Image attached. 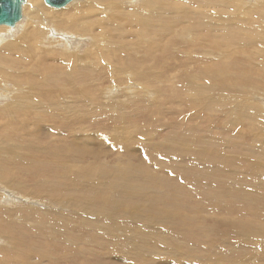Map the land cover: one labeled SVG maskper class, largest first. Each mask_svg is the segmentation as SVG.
<instances>
[{"label": "rangeland", "instance_id": "1", "mask_svg": "<svg viewBox=\"0 0 264 264\" xmlns=\"http://www.w3.org/2000/svg\"><path fill=\"white\" fill-rule=\"evenodd\" d=\"M214 4L147 0L145 19L154 26L130 39L117 28V43L106 47L119 53L100 61L98 73L91 65L65 70L73 55L45 45L38 46L52 50L45 62L33 52L37 66L15 69L16 81L7 73L0 264H264V64L228 56L245 50L236 32L213 38L200 31L206 11L224 13ZM36 7L69 5L53 10L39 0ZM24 25L23 18L16 38L31 31ZM7 29L0 28L1 40ZM110 64L118 65L109 71Z\"/></svg>", "mask_w": 264, "mask_h": 264}, {"label": "bare ground", "instance_id": "2", "mask_svg": "<svg viewBox=\"0 0 264 264\" xmlns=\"http://www.w3.org/2000/svg\"><path fill=\"white\" fill-rule=\"evenodd\" d=\"M39 0H25L24 4L22 5V18L21 20L23 21V18L25 19V25L23 28H28L31 29V31H26V32H21L22 35L20 37L19 35H15V32L17 30L16 26L17 24L21 21L19 20L13 27L9 26H4L0 25L1 27H7L9 34L5 35V37L9 38V41L5 40V37L1 40L0 39V98L5 97L3 92L8 87L9 80L6 81L7 79V73H8V79L12 78L13 80L17 77L15 74V69H25L24 67L27 65V63L30 64L31 61L34 62V53L37 55H40L42 57L41 59L46 60V58L43 57H48L51 53L52 50L48 49V52H42L40 51L39 47H43L42 45H45L44 48H52V47H60L61 53H66V54H72L73 56L70 55V58L65 62V64H70L69 68H66V66L61 65L60 63L58 65H61L65 70L71 69H77L81 65H91L90 70L94 73H98L100 71V65L99 62L103 60H109L108 62L110 63L111 61L114 60L115 55V48H107L106 45H111L117 43V36L115 34L117 28H122L125 33L128 35V39L133 37L135 34L140 33L141 35L145 34L150 28L154 26V20L152 17H149V20L145 19V16L148 13V9L145 5L147 0H72L69 4L66 5V7L69 5L68 8H64V10L61 11H50L49 9H45L42 11L38 7H36V3ZM43 1V0H42ZM154 1V0H152ZM157 1V0H156ZM176 1V0H172ZM215 2L214 6L212 8L214 9L215 7L221 8V10L224 13H221L219 15H215L212 10L206 11V16L208 17V21L206 23V26L202 24L201 30L204 32L205 35H213L219 38L225 37L228 32L233 31L238 34V43H240V46H243L245 48L244 51H237L233 53H228V56H233L236 57L235 61H237V58H241L242 61H250V60H257L260 61L262 64H264V0H252V4L249 7H243L241 6V0H211L210 1H199V0H186L188 4H192L193 2L197 5L199 2L203 3V5L208 7V4ZM139 2L141 4H139ZM44 3V1H43ZM45 4V3H44ZM46 5V4H45ZM159 5V4H158ZM249 5V4H248ZM47 6V5H46ZM49 7V6H48ZM51 8V7H50ZM63 8V7H62ZM57 9V8H53ZM60 9V8H59ZM195 14L198 15V13L195 11ZM136 16H139L140 19H135ZM197 16L198 18L202 17ZM216 20V21H214ZM154 28V31L156 28L161 27L157 26ZM15 28V29H13ZM162 30V28H161ZM19 31V30H18ZM156 32V31H155ZM24 40L25 44L28 43L29 41L31 42L32 49L30 46L25 47L24 43L22 44ZM220 40V39H219ZM142 41V39H141ZM140 41V42H141ZM89 42V47L88 48H81V43H86ZM126 43V42H125ZM210 43V42H209ZM237 43V44H238ZM134 42L129 41V46H133ZM137 44V43H136ZM112 45V46H113ZM116 46H120L123 50H127L130 52V47L125 48L124 44H116ZM127 46V43L125 44ZM212 47V46H211ZM70 48H72V51H70ZM31 49V50H30ZM118 49V48H117ZM116 49V50H117ZM206 49V48H205ZM50 50V51H49ZM119 50V49H118ZM117 50V51H118ZM140 52L142 53V56L145 57L147 55V48L144 49H139ZM207 50V49H206ZM210 50V49H209ZM56 51V50H55ZM116 51V52H117ZM132 51V49H131ZM216 51V50H215ZM220 51L221 48H220ZM34 52V53H33ZM89 52L88 55L84 58L83 55L80 56L79 53H86ZM205 52V51H204ZM218 52V51H217ZM9 54L11 56H14V60L16 61L15 63L12 62L11 64L8 62V60H5L3 54ZM33 53V54H32ZM127 53V52H126ZM121 54V52H120ZM139 54V53H138ZM123 55V54H122ZM36 56V55H35ZM56 56V55H55ZM58 56V55H57ZM67 56V55H66ZM66 56L65 59H66ZM207 56V55H206ZM69 57V56H68ZM80 57H82L80 59ZM120 57V56H119ZM208 57V56H207ZM219 57V56H218ZM39 58V57H38ZM116 58V57H115ZM223 58V57H222ZM227 58V57H226ZM225 57L224 59L227 60ZM36 59V58H35ZM122 59V58H121ZM127 59V58H126ZM215 59V58H214ZM221 59V58H220ZM38 60V59H37ZM36 60V61H37ZM49 60V59H48ZM120 60V59H119ZM219 60V59H217ZM234 60V59H233ZM231 59V61L233 62ZM24 61V62H23ZM40 61V60H39ZM105 61V62H106ZM124 61V60H123ZM209 61V59H208ZM27 62V63H26ZM43 62V63H44ZM131 62V61H130ZM239 62V61H238ZM36 62H34L32 65L35 66ZM42 63V62H39ZM103 63V62H102ZM112 63V62H111ZM132 63V62H131ZM251 63V62H250ZM38 64V62H37ZM230 64H232L230 62ZM47 66V64H45ZM54 65V64H53ZM52 65V66H53ZM110 68L108 67L109 71L114 70L115 66L117 65H112L110 64ZM127 65V64H126ZM226 65V64H225ZM229 65V64H228ZM37 66V65H36ZM40 66V65H39ZM42 66V64H41ZM44 66V65H43ZM45 66V67H46ZM50 66V67H52ZM114 66V68L112 67ZM129 66V65H128ZM227 66V65H226ZM235 66V65H234ZM68 67V66H67ZM85 67V66H84ZM103 67V66H102ZM107 67V66H106ZM130 67V66H129ZM254 67V66H253ZM252 67V68H253ZM257 67V66H256ZM261 67H263L261 65ZM35 68V67H34ZM33 68V69H34ZM38 68V67H37ZM62 68V69H63ZM119 68V67H118ZM126 68V67H124ZM255 68V67H254ZM260 68V67H259ZM40 69V68H39ZM44 69V68H43ZM50 69V68H49ZM107 69V68H106ZM133 69V68H132ZM148 69V68H145ZM234 69V68H233ZM248 69V68H247ZM262 69V68H261ZM42 70V68H41ZM47 70V69H46ZM54 70V68H53ZM52 70V71H53ZM81 69H78L80 71ZM103 70V69H102ZM121 70V68H120ZM124 70V69H123ZM246 70V69H244ZM17 71V70H16ZM19 71V70H18ZM17 71V72H18ZM26 71V70H25ZM33 71V70H32ZM55 71V70H54ZM61 71V70H57ZM55 71V72H57ZM69 71V70H68ZM108 71V73H109ZM118 72V70H115V72ZM126 71V70H125ZM129 71V69H127ZM126 71V72H127ZM149 70H146V73ZM252 71H255L254 69ZM250 70V72H252ZM260 71V69H259ZM262 71V70H261ZM29 72V71H28ZM38 71L35 72V74ZM46 72V71H45ZM44 72V76H46L47 73ZM51 72V71H50ZM63 72V71H61ZM59 72V73H61ZM65 72V71H64ZM77 72V70H76ZM103 72V71H102ZM122 72V70H121ZM133 72V71H131ZM141 71H139L140 74ZM144 72V71H143ZM236 72V71H235ZM240 72V71H239ZM245 72V71H244ZM19 74L22 73L18 72ZM75 73V72H73ZM82 73V72H81ZM88 73V71H87ZM101 73V72H100ZM123 73H125L123 71ZM38 76L39 73H37ZM78 74V72H77ZM121 74V73H120ZM145 74V73H144ZM142 74V75H144ZM262 74V73H261ZM22 75V74H21ZM24 75V74H23ZM28 75V74H27ZM30 75V74H29ZM42 75V74H41ZM49 75V74H47ZM98 78H99V74ZM112 75V73H111ZM115 75V74H114ZM119 75V73H118ZM133 75V74H132ZM141 75V74H140ZM247 75V74H246ZM257 75V74H256ZM263 75V74H262ZM261 75V76H262ZM16 76V77H15ZM20 76V75H19ZM59 77V75H57ZM62 76V75H61ZM60 76V77H61ZM71 75H68V78ZM136 76V74H135ZM138 76V75H137ZM194 76V75H193ZM260 76V77H261ZM24 77V76H22ZM31 77V76H30ZM29 77V78H30ZM35 77V75L33 76ZM64 77V76H63ZM115 77V76H114ZM128 77V76H126ZM144 77V76H143ZM141 77V78H143ZM245 77V76H244ZM259 77V79H260ZM6 78V79H5ZM32 78V77H31ZM30 78V79H31ZM39 78V77H38ZM51 78V77H50ZM54 78V77H52ZM125 78V77H124ZM257 78V77H256ZM25 79V78H23ZM28 79V77L26 78ZM35 79V78H34ZM43 79V78H42ZM55 81L56 78H54ZM92 79V78H91ZM127 79V78H126ZM243 79V78H242ZM262 79V78H261ZM29 80V79H28ZM27 80V81H28ZM39 80V79H38ZM49 80V78H48ZM129 80V79H128ZM248 80V79H247ZM16 81V79H15ZM26 81V80H25ZM24 81V82H25ZM30 81V80H29ZM35 81V80H34ZM50 81V80H49ZM63 81V80H62ZM69 81V79H68ZM71 81V80H70ZM94 81V80H93ZM127 81V80H126ZM243 81V80H242ZM262 81V80H261ZM22 82V81H21ZM30 82H33L30 81ZM40 83H44L43 81H39ZM46 82V79H45ZM52 82V81H51ZM50 82V83H51ZM54 82V81H53ZM131 82V81H130ZM133 82V81H132ZM252 82V81H251ZM258 82V81H256ZM16 83V82H15ZM14 83V84H15ZM18 83V82H17ZM38 83V82H37ZM36 83V84H37ZM56 83V82H55ZM62 83V82H61ZM66 83V82H65ZM143 83V82H142ZM245 83V82H244ZM242 83V84H244ZM45 84V83H44ZM60 84V83H57ZM70 84V82H69ZM68 84V85H69ZM76 84V83H75ZM88 84V83H87ZM129 84V83H128ZM259 84V83H258ZM11 85V84H9ZM34 85V83H33ZM65 85V84H64ZM71 86L73 85L72 82L70 84ZM92 85V84H91ZM134 85V84H133ZM257 85V83H256ZM260 85V84H259ZM17 86V85H16ZM36 86V85H34ZM40 86V85H37ZM63 86V85H62ZM61 86V87H62ZM67 86V85H66ZM75 86V85H73ZM72 86V87H73ZM127 86V85H126ZM247 86V85H245ZM45 87V86H44ZM50 87V86H49ZM58 87V86H57ZM56 87V88H57ZM60 87V88H61ZM71 87V88H72ZM78 87V86H77ZM85 87V86H84ZM198 87V86H197ZM201 87V86H200ZM38 88V87H37ZM43 88V86H42ZM52 88V89H56ZM59 88V87H58ZM57 88V90H58ZM63 88V87H62ZM79 88V87H78ZM144 88V87H143ZM247 88V87H246ZM259 88V87H258ZM28 89V88H27ZM35 89V88H33ZM39 89V88H38ZM65 89V88H64ZM67 89V88H66ZM127 89V88H126ZM41 90V87H40ZM48 90V89H47ZM61 90V89H60ZM105 90V89H104ZM200 90V88H199ZM46 91V90H45ZM73 91V90H72ZM52 92V91H50ZM54 92V91H53ZM58 94V91H56ZM71 92V90H70ZM47 93V92H46ZM60 93V92H59ZM146 93V92H145ZM40 94V93H38ZM37 94V95H38ZM48 94V93H47ZM55 94V93H53ZM55 94V95H57ZM65 94V93H64ZM73 94V93H72ZM76 94V93H75ZM130 94V93H129ZM144 94V93H143ZM246 94V93H245ZM22 95V94H21ZM32 95V94H31ZM43 95H45L43 93ZM50 95V94H49ZM52 95V93H51ZM70 95V93H69ZM247 95V94H246ZM48 96V95H47ZM58 96V95H57ZM62 95H59V97ZM79 96V95H78ZM237 96V95H236ZM239 96V95H238ZM8 97V96H7ZM33 97V96H31ZM52 97V96H51ZM58 97V98H59ZM71 97V96H70ZM69 97V98H70ZM34 98V97H33ZM46 98V97H45ZM48 98V97H47ZM57 98V97H56ZM66 98V97H65ZM253 98V97H252ZM25 99V98H24ZM62 99V98H60ZM64 99V98H63ZM250 99V98H249ZM257 99V98H255ZM30 100V98H29ZM32 102V107L27 105V108L30 107L34 110V99ZM236 100V99H235ZM240 100V99H239ZM238 100V101H239ZM248 100V98H247ZM15 101V100H14ZM13 101V102H14ZM213 101V100H212ZM211 101V102H212ZM237 101V102H238ZM12 102V103H13ZM30 102V101H29ZM37 102V101H36ZM11 103V102H10ZM262 103V102H261ZM9 104V103H8ZM14 104V103H13ZM11 104V105H13ZM31 104V102H30ZM234 104V103H233ZM238 104V103H237ZM245 104V103H244ZM6 105V104H5ZM15 105V104H14ZM25 105V104H24ZM25 105V106H26ZM46 105V104H45ZM252 105V104H251ZM7 106V105H6ZM10 106V105H9ZM200 106V105H199ZM240 106V105H238ZM253 106V105H252ZM12 107V106H11ZM14 107V106H13ZM19 107V106H18ZM23 107V106H22ZM39 107V106H38ZM247 107V105H246ZM251 107V106H250ZM21 108V107H20ZM52 108V107H51ZM202 108V107H201ZM252 108V107H251ZM254 108V107H253ZM5 109V108H4ZM3 109V110H4ZM13 109V108H12ZM26 109V108H25ZM6 110V109H5ZM11 110V109H10ZM16 110V107H15ZM21 112L22 108L20 109ZM28 109L27 111H29ZM198 110V109H197ZM254 110L255 109H250ZM7 111H9L7 109ZM12 111V110H11ZM41 111V110H39ZM50 111H52L50 109ZM202 111V110H201ZM3 112V111H2ZM14 112V110H13ZM20 112V111H19ZM33 112V111H32ZM47 112V111H46ZM232 112V111H231ZM246 112V110H244ZM249 112V110H247ZM252 112V111H251ZM5 113V112H4ZM12 113V112H11ZM27 113V112H26ZM6 114V113H5ZM245 114V113H244ZM249 114V113H247ZM258 112L254 114L253 119L257 120L260 115H257ZM34 115V114H33ZM32 115V116H33ZM235 115V113H234ZM229 116V115H228ZM248 117V116H247ZM250 118V119H251ZM262 118V117H261ZM260 118V119H261ZM230 119V118H229ZM52 120V119H51ZM252 121V120H251ZM259 121V120H257ZM264 121V120H263ZM254 122V121H253ZM252 122V123H253ZM256 122V121H255ZM262 124L264 122H261ZM28 124V123H27ZM255 125V124H253ZM259 125V122H258ZM19 126V125H18ZM220 126V125H219ZM252 126V124H251ZM257 127V126H254ZM259 127V126H258ZM262 127V126H261ZM256 130V129H255ZM263 130V129H262ZM51 131V130H50ZM258 131V129H257ZM9 132V131H8ZM14 132V131H13ZM263 135V134H262ZM257 136V135H256ZM264 136V135H263ZM261 138V137H260ZM259 138V139H260ZM258 139V140H259ZM263 141V140H261ZM258 142V141H257ZM263 143V142H261ZM251 145V144H250ZM11 146V145H9ZM19 146V145H18ZM252 146V145H251ZM250 146V147H251ZM12 147V146H11ZM9 148V147H8ZM186 148V147H185ZM252 148V147H251ZM8 153L11 151L10 149L7 150ZM264 152V148L261 150ZM7 153V154H8ZM14 153V152H13ZM226 153V152H225ZM9 155V154H8ZM92 155V154H91ZM96 156V155H95ZM262 157V156H261ZM264 157V156H263ZM2 158V157H1ZM7 158V157H5ZM246 158V157H245ZM256 158V157H255ZM20 159V158H19ZM259 159V158H258ZM251 160V159H250ZM254 162V161H253ZM60 163V162H59ZM252 164V162H250ZM257 163V164H256ZM255 164L258 165L259 161L256 162ZM55 164V163H54ZM254 164V165H255ZM264 164V162L262 163ZM32 165V164H31ZM14 166V165H13ZM47 166V165H46ZM261 166V165H260ZM258 167V166H257ZM263 165L261 166V168ZM264 168V167H263ZM260 169V168H259ZM25 170V169H24ZM253 170V169H252ZM264 176V175H263ZM15 178V177H14ZM17 179V178H16ZM258 179V178H257ZM12 182V181H11ZM10 184V183H9ZM249 185V184H248ZM17 186V184H16ZM263 188V187H262ZM257 189V188H256ZM0 190H2L0 188ZM252 190V189H251ZM6 192V191H5ZM4 194V191H3ZM10 195V194H9ZM4 196V195H3ZM24 197V196H23ZM14 198L15 202L18 201L15 197ZM29 198V197H28ZM4 199V197H3ZM64 202V201H63ZM251 203V202H250ZM255 203V202H254ZM11 204V203H10ZM84 207V206H83ZM141 208V207H140ZM85 209V208H84ZM85 212V211H84ZM83 213V212H82ZM86 213V212H85ZM264 214V213H263ZM264 216V215H263ZM5 217V216H4ZM19 220V219H18ZM23 222V221H22ZM257 231V230H256ZM259 231V230H258ZM253 232V231H252ZM250 233V232H249ZM260 233V232H259ZM255 234V233H254ZM258 234V233H256ZM262 234V233H261ZM264 234V233H263ZM260 236V235H259ZM8 237V236H7ZM261 237V236H260ZM5 241V239H4ZM13 251V250H12Z\"/></svg>", "mask_w": 264, "mask_h": 264}, {"label": "water", "instance_id": "3", "mask_svg": "<svg viewBox=\"0 0 264 264\" xmlns=\"http://www.w3.org/2000/svg\"><path fill=\"white\" fill-rule=\"evenodd\" d=\"M51 8H62L72 0H43ZM25 0H0V25L13 27L22 18Z\"/></svg>", "mask_w": 264, "mask_h": 264}]
</instances>
